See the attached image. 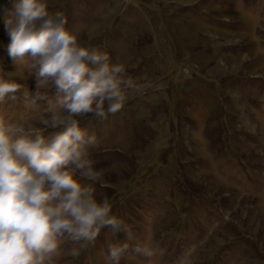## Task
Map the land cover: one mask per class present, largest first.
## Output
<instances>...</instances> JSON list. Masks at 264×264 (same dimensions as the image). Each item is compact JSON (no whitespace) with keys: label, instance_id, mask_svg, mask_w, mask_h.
Returning <instances> with one entry per match:
<instances>
[{"label":"rangeland","instance_id":"obj_1","mask_svg":"<svg viewBox=\"0 0 264 264\" xmlns=\"http://www.w3.org/2000/svg\"><path fill=\"white\" fill-rule=\"evenodd\" d=\"M12 2L0 0V80L34 91L8 55ZM45 2L82 46L153 85L106 120L77 117L98 140L97 199L131 231L104 228L77 258L65 245L57 264H112L107 245L124 242L152 255L120 264H264V0ZM17 97L0 102V119L42 130L46 102Z\"/></svg>","mask_w":264,"mask_h":264},{"label":"clouds","instance_id":"obj_2","mask_svg":"<svg viewBox=\"0 0 264 264\" xmlns=\"http://www.w3.org/2000/svg\"><path fill=\"white\" fill-rule=\"evenodd\" d=\"M8 17V55L14 64L27 65L35 90L0 80V102L17 100L22 90L26 109H41V101L46 107L42 130L26 119H0V264H57L65 245L77 258L95 246L102 229L131 231L112 214L108 198L97 199L99 172L91 150L98 140L77 117L106 120L153 85L134 81L106 52L82 46L45 0H13ZM52 87L54 100L48 96ZM107 248L112 264L130 252L152 255L140 244Z\"/></svg>","mask_w":264,"mask_h":264}]
</instances>
